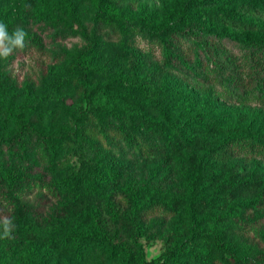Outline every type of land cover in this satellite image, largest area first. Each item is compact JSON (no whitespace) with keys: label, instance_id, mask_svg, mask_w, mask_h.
Wrapping results in <instances>:
<instances>
[{"label":"rangeland","instance_id":"rangeland-1","mask_svg":"<svg viewBox=\"0 0 264 264\" xmlns=\"http://www.w3.org/2000/svg\"><path fill=\"white\" fill-rule=\"evenodd\" d=\"M195 1L123 0L121 35L101 36L90 54L91 75L86 78L76 60L87 44L84 31L93 21L95 7L86 0H71L72 10L62 0H0V9L8 10L12 28L28 33L25 49L0 61V80L4 76L11 79V86L0 90V167L24 174L30 217L50 218L66 203L63 196L52 198L35 185L52 183L63 193L70 187L101 192L102 220L116 241H121L119 227L109 220L107 206L138 216L144 225L139 241L147 261L167 253L169 244L179 246L186 240L184 227L192 225V209L170 214L160 201L188 196L194 149L186 147L174 154L160 141L144 139L139 127L128 121L126 113L136 114L140 105L127 99L140 98L142 87L171 114L170 122L160 119L171 136L180 121H186L191 133L200 132L209 139L230 143L237 138L241 143H230L233 154L227 163L264 171V91L255 86L241 88L223 79L202 48L191 51L190 61L180 60L174 53L167 59L158 40L160 25L170 22L175 28L183 27L185 9L192 35L182 38L185 48L207 39L250 67L253 43H264L263 33L214 25L201 13L208 4L201 2L197 8ZM242 2L264 8V0L227 1L225 5L233 16L255 22L257 17L239 9ZM34 38L44 52L30 45ZM98 84L103 88L89 98L86 87ZM32 115L44 119L41 133L52 138L41 139L44 145L50 139L52 146L46 162L41 160L36 130L21 123ZM124 127L140 138L141 146L121 138ZM16 132L21 133L19 147L11 151L10 139ZM250 142L255 146L246 144ZM217 213L221 219L217 229L229 235L240 258L253 259L264 242V207L247 200H226ZM125 243L128 252L135 251L133 241ZM34 263L84 264L59 249L41 247Z\"/></svg>","mask_w":264,"mask_h":264},{"label":"trees","instance_id":"trees-1","mask_svg":"<svg viewBox=\"0 0 264 264\" xmlns=\"http://www.w3.org/2000/svg\"><path fill=\"white\" fill-rule=\"evenodd\" d=\"M67 10H72L71 0H62ZM96 13L93 21L85 28L87 44L79 51L76 66L88 78L91 75L90 54L99 44L103 34L121 35L122 1L123 0H86ZM227 1L236 0H196L195 5L206 2L208 5L201 10L206 19L217 26H228L243 31L263 33L264 8L257 3H240L239 9L257 17L255 22L240 16H233L226 8ZM219 3V4H218ZM8 10L0 9V20L7 21ZM183 16V17H182ZM183 27L175 28L170 22L159 26L158 38L165 58L170 59L172 53L180 60L190 61L191 51L203 49L208 61L214 63L215 69L223 79L239 87L255 86L264 91V43L256 41L254 51L250 54V67H246L240 57L219 49L214 43L202 39L188 49L183 46L182 38H192L190 33V15L187 10L181 13ZM150 21V19H149ZM159 34V33H158ZM30 45L37 51L44 52L40 42L34 38ZM242 67V70H240ZM143 69L141 70V72ZM244 73L245 75H243ZM2 75L0 71V76ZM140 72L137 78H140ZM11 79L4 76L0 80V90L11 86ZM87 85V84H86ZM103 88L102 84L86 87L87 96L92 98ZM130 103L139 104L136 114L126 113L131 124H136L144 139L160 141L164 147L179 154L182 149L191 147L194 154L190 158L191 178L188 196H177L160 201V205L170 214H176L185 207L192 209V225L184 227L186 240L179 246L169 244L168 251L156 259L147 261L139 241L143 224L138 216L121 214L109 204L107 215L112 225L118 226V236L107 230L102 220L100 205L103 195L97 190L82 192L70 187L64 193L55 184L39 182L35 185L39 190L47 192L52 198H66V203L56 215L50 218L41 216L30 217L31 203L24 197L28 185L23 173L7 172L0 167V264H35L34 255L37 250L47 248L59 249L64 254L82 261L84 264H264V242L262 249L251 260L239 257L237 249L229 235L217 229L220 222L217 207L226 200H247L255 206L264 207V171L261 168L247 170L240 165H229L228 159L233 154L235 144L241 143L233 138L230 143L215 141L200 132L191 133L186 121H180L176 133L171 136L160 119L172 120L171 114L142 87L140 98H128ZM117 115L116 111H112ZM25 127L36 130L40 138L39 152L41 160L46 162L52 146L51 137L41 133L40 126L44 119L40 115L22 118ZM210 129V127H209ZM121 138L130 144L141 146V140L124 127L120 131ZM21 133L16 132L10 139L9 149L15 151L19 147ZM46 145L41 139H47ZM254 147V144L246 143ZM133 205L135 203L132 201ZM229 214L231 211H229ZM235 216V215H233ZM6 218V221H4ZM5 223L8 224L7 230ZM10 226V227H9ZM14 226V230L12 229ZM134 242L135 251L126 250L125 241ZM174 242V241H173Z\"/></svg>","mask_w":264,"mask_h":264},{"label":"clouds","instance_id":"clouds-1","mask_svg":"<svg viewBox=\"0 0 264 264\" xmlns=\"http://www.w3.org/2000/svg\"><path fill=\"white\" fill-rule=\"evenodd\" d=\"M28 33L23 28L9 29V25L0 20V61H7L19 49H25ZM8 224L5 223L7 230Z\"/></svg>","mask_w":264,"mask_h":264}]
</instances>
